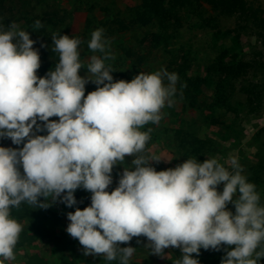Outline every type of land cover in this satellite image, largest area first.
<instances>
[{
  "label": "clouds",
  "instance_id": "clouds-1",
  "mask_svg": "<svg viewBox=\"0 0 264 264\" xmlns=\"http://www.w3.org/2000/svg\"><path fill=\"white\" fill-rule=\"evenodd\" d=\"M34 27L43 25L37 20ZM103 33L102 28L91 33L89 50L103 55L88 59L85 77L79 75L85 68L78 51L82 41L53 33L59 62L39 77L40 56L30 33L15 22L7 30L0 25V137L23 143L18 149L0 147V264L15 260L22 231L11 208L23 202L46 209L58 197L73 207L78 188L91 193V204L67 213L66 231L78 239L85 256L129 264L136 248L120 244L144 236L151 254L179 249L182 258L174 264H199L193 254L221 245L229 246L221 264H259L264 206L255 184L234 157L224 163L192 157L156 171L151 162L161 159L143 154L152 128L141 129L159 124L161 110L174 105L178 75L162 68L114 82V70L105 61L115 56ZM89 81L97 88L85 96ZM54 116L58 121L49 119ZM34 127L47 135H35ZM126 156L133 157V168L125 167L118 186L106 191L114 165ZM230 203L235 214L227 209Z\"/></svg>",
  "mask_w": 264,
  "mask_h": 264
},
{
  "label": "rangeland",
  "instance_id": "rangeland-1",
  "mask_svg": "<svg viewBox=\"0 0 264 264\" xmlns=\"http://www.w3.org/2000/svg\"><path fill=\"white\" fill-rule=\"evenodd\" d=\"M91 1L96 4L92 10L88 8L89 5L77 1L7 0L3 8L10 9L12 13L11 16L8 12L3 13L0 25L7 30V26L15 22L21 30L29 33L30 30L40 32L42 28L46 29V41H40L39 34L30 37L35 41L33 48L38 50L40 56V68L37 70L39 77L54 70L59 62V54L52 51L53 33L82 41L78 51L85 68L80 69L79 75L85 77L88 59L92 55L102 56L88 48L91 33L98 28L104 30L103 35L110 42L109 50L115 59L108 60L107 65L110 64L115 72L124 69L125 61L119 58L122 54L121 45L144 55L145 61L141 66L144 73L162 68L176 73L178 82L174 105H166L161 110L163 117L159 124L149 123L141 129L147 131L152 128L151 139L143 154L161 159L151 162L156 171L175 168L192 158L178 144L175 131L183 128L198 138L209 140L205 155L195 157L199 162L216 158L224 163L234 157L243 167V175L261 176L256 191L260 195V203L264 205V0H246L247 12L232 16L206 3L179 0L175 16L167 26L162 28L159 23L153 22L126 32L116 31V20H128L131 13L144 9L145 0ZM102 5L108 8L107 11L98 9ZM44 12L53 13L55 23L42 21ZM88 15L95 20L86 26ZM37 20L43 27H34ZM180 66L184 67L186 77L179 78V71L182 70ZM183 84L192 89L197 99L196 108L184 103V92L187 90L186 87L181 88ZM96 88L97 85L89 81L85 85V96ZM49 119L58 121L59 118L54 116ZM43 123L37 121L41 128ZM34 133L47 135L46 129L36 131L35 127ZM0 147L18 149L23 147V143L15 145L10 138L0 137ZM132 160L133 157L126 156L123 164L114 165L112 183L106 191L111 192L118 186L123 169L133 168ZM19 170L23 174L22 166ZM223 187L220 184L217 190L222 192ZM74 196L77 203L73 207H67L59 197L48 207L51 211V226L55 228L51 239H28L34 233L28 229L27 222L11 217L22 225V231L14 248L15 260L5 261V264H96L103 260L102 256H85L78 239L72 238L66 231L70 223L67 213L74 212L76 208L83 210L91 204V193L83 188H78ZM41 198L45 201L44 197ZM227 209L235 214L231 203ZM22 238L26 241L21 244ZM147 243V238L140 236L133 237L127 244H120V247L136 248L129 264H174L182 258L180 250L172 247L164 249L162 256L151 254V249L145 247ZM213 251L212 248H201L197 258L199 264H210ZM259 264H264V258Z\"/></svg>",
  "mask_w": 264,
  "mask_h": 264
},
{
  "label": "trees",
  "instance_id": "trees-1",
  "mask_svg": "<svg viewBox=\"0 0 264 264\" xmlns=\"http://www.w3.org/2000/svg\"><path fill=\"white\" fill-rule=\"evenodd\" d=\"M7 0H0V17L3 16V13L8 12L11 16V10L3 8ZM70 3L81 2L89 5L88 8L92 10L96 6L95 1L91 0H68ZM197 3H206L210 5L215 10H220L223 14L232 16L235 14H244L247 12V1L246 0H194ZM146 6L142 10H136L128 16V20L120 19L116 20L117 28L116 31L126 32L133 29L134 27H140L148 25L153 22L159 23V27L167 26L172 17L175 16L176 6L178 5L179 0H145ZM100 11H107V7L102 5L98 8ZM53 13L44 12L42 14L41 20L47 23H55L53 20ZM9 16V17H10ZM95 18H92L90 15L86 17V26L93 23ZM35 34H39L40 41H46L44 38L47 36L46 29L42 28L39 32L38 30H30V37H34ZM41 34V35H40ZM158 36V34L156 35ZM121 56L120 61H125L124 69L119 70L118 72L113 71L111 75L113 76L114 81L125 80L131 81L136 75L142 71V63L145 61L144 55H141L139 52H136L132 48L124 47L120 45ZM103 55V54H102ZM107 65V61H105ZM179 71V78L186 77V73L183 71L184 67ZM42 76V75H41ZM181 81V80H180ZM184 85V84H183ZM186 93L184 92V103L190 108L197 107V99L193 96L192 89L186 87ZM218 92L221 90L217 89ZM222 95V94H221ZM223 96V95H222ZM221 96V97H222ZM176 136L178 137V144L181 150L187 156L201 158V155H205L209 147V140L198 138L192 132H186L183 128H177ZM261 176L251 175L246 176L248 182L257 185L261 182ZM40 202H45L41 197L39 198ZM261 206H264L260 203ZM231 207L235 210L233 204ZM51 211L48 208H40L38 206H30L27 203H21L19 207H13L10 209V216L14 217L17 220H24L27 222V227L34 234L28 236L30 240H36L41 238H50L54 235V226H51L50 222ZM24 234V233H23ZM51 239V238H50ZM61 240V238H59ZM26 239L22 238L20 243H25ZM228 249L226 245H221L219 250L214 249L213 254L210 257V264H221L222 258L225 256V250ZM194 258H199V255L193 254ZM261 262V260L259 261ZM96 264H119V260L106 261L105 259L97 262Z\"/></svg>",
  "mask_w": 264,
  "mask_h": 264
}]
</instances>
